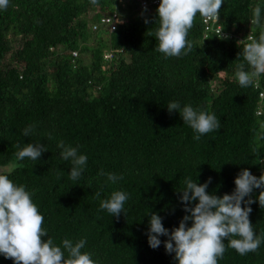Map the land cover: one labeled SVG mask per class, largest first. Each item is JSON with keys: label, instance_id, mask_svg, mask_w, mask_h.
Wrapping results in <instances>:
<instances>
[{"label": "trees", "instance_id": "trees-1", "mask_svg": "<svg viewBox=\"0 0 264 264\" xmlns=\"http://www.w3.org/2000/svg\"><path fill=\"white\" fill-rule=\"evenodd\" d=\"M257 6L260 23L252 25ZM158 7L141 12L140 0H9L0 9V174L31 194L45 239L57 246L84 239L82 252L96 264H178L166 252L167 237L157 249L149 246L150 214L172 230L187 214L178 192L185 179L211 178L207 191L222 197L234 192L243 169L264 174V112L257 113L264 109V74L248 87L235 76L241 63L252 71L239 54L250 31L257 40L264 31V0H224L219 23L230 38L206 33L197 15L187 37L193 50L178 57L157 50ZM115 10L121 18L114 31L93 28ZM169 102L215 114L219 129L194 139L198 133L168 111ZM61 141L87 156L75 181ZM27 143L47 151L20 160L17 145ZM117 190L128 194L119 218L100 207ZM250 206L259 248L241 255L225 241L218 264H264V208L258 200ZM0 264L15 262L0 254Z\"/></svg>", "mask_w": 264, "mask_h": 264}, {"label": "clouds", "instance_id": "clouds-1", "mask_svg": "<svg viewBox=\"0 0 264 264\" xmlns=\"http://www.w3.org/2000/svg\"><path fill=\"white\" fill-rule=\"evenodd\" d=\"M8 3L9 0H0V9L6 8ZM91 3L96 5L98 0H91ZM223 4L224 0H160L155 21L159 22L155 33L159 41L157 50L166 57L190 53L193 45L187 37L196 16L218 21ZM144 11H147V7ZM260 16L261 9L257 6L251 24L258 25ZM145 23H149V20L145 19ZM245 40L248 42L239 55L242 54L252 71H246L244 63L237 66L235 76L241 87L250 86L253 76L264 74V31L258 40L251 35ZM167 109L170 113L178 112L183 122L198 133L194 136L196 140L220 127L215 114L196 110L190 104L181 108L179 102H169ZM29 132L30 128L25 129L24 135L28 136ZM58 147L63 149L61 156L64 160L71 159L73 167L69 176L73 181L77 180L82 174L87 156L78 155L75 147L65 146L63 141ZM17 148L16 156L20 160H39L47 151L43 144L27 143L23 148L20 145ZM107 175L113 182L119 179L112 173ZM184 183L186 187L178 192H182L180 200L187 214L178 227L169 230L164 227L163 218L152 212L147 233L151 248L157 249L162 243L160 237H167L163 242L166 252L175 253L174 259L178 264H218L226 251L225 241L228 247L241 255L259 248L262 239L256 235L250 220V205L258 200L261 208H264V174L257 177L249 169H243L235 178L234 192L225 193L222 197L207 191L211 178L200 184L189 177ZM254 189H260L255 198L252 195ZM96 195L99 197L100 193ZM127 199L126 192L117 190L110 198L101 201L100 207L112 214V217L119 218L124 213ZM43 222L44 217L25 186H18L8 175L0 174V254L12 259L15 264H96L90 253L82 252L86 244L84 239L74 243L65 238L62 246H57L53 239H45L48 233Z\"/></svg>", "mask_w": 264, "mask_h": 264}, {"label": "built area", "instance_id": "built-area-1", "mask_svg": "<svg viewBox=\"0 0 264 264\" xmlns=\"http://www.w3.org/2000/svg\"><path fill=\"white\" fill-rule=\"evenodd\" d=\"M160 3V0H140V11L144 12L145 7H147V10L150 9V7H153L155 5H158ZM121 18V14L117 10L112 11L111 13H107L103 15L99 21L95 22L93 24V28L98 29L99 27H104L108 29L109 32L114 31L117 28L118 22ZM203 23L205 26L206 33H214L221 37L230 38L232 33L225 31L223 26L218 21H212L203 18ZM221 34V35H220ZM251 35L254 37V33L252 31L249 32L248 36ZM255 38V37H254ZM111 53L106 54V56H110ZM264 93H261V96H263ZM264 112V109L258 108L257 113L262 114Z\"/></svg>", "mask_w": 264, "mask_h": 264}, {"label": "rangeland", "instance_id": "rangeland-1", "mask_svg": "<svg viewBox=\"0 0 264 264\" xmlns=\"http://www.w3.org/2000/svg\"><path fill=\"white\" fill-rule=\"evenodd\" d=\"M107 36V35H106ZM108 37V36H107ZM104 39H106V37L104 38ZM83 59H84V61L86 62V63H88V62H90L91 61V59H90V53H86V54H84L83 55ZM13 163L11 164V165H8V166H6V167H4V169L5 170H9V169H11L12 167H13Z\"/></svg>", "mask_w": 264, "mask_h": 264}]
</instances>
